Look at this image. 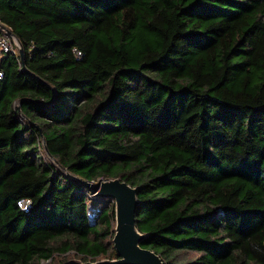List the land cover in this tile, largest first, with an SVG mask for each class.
<instances>
[{"label":"trees","instance_id":"obj_1","mask_svg":"<svg viewBox=\"0 0 264 264\" xmlns=\"http://www.w3.org/2000/svg\"><path fill=\"white\" fill-rule=\"evenodd\" d=\"M0 22L25 55L0 60V264L116 258L114 202L78 181L116 177L164 264H264V0H0Z\"/></svg>","mask_w":264,"mask_h":264},{"label":"water","instance_id":"obj_2","mask_svg":"<svg viewBox=\"0 0 264 264\" xmlns=\"http://www.w3.org/2000/svg\"><path fill=\"white\" fill-rule=\"evenodd\" d=\"M18 54L25 67V55L21 46ZM78 181L91 188L94 197L107 198L114 202L115 233L112 242L117 257L66 264H164L153 250L140 246V242L146 235L136 228L135 213L138 205L136 187L119 177L99 179L96 183L79 178Z\"/></svg>","mask_w":264,"mask_h":264},{"label":"rangeland","instance_id":"obj_3","mask_svg":"<svg viewBox=\"0 0 264 264\" xmlns=\"http://www.w3.org/2000/svg\"><path fill=\"white\" fill-rule=\"evenodd\" d=\"M48 159L52 160L49 157H48ZM52 162L60 172L64 173L68 177L73 178V175H71L69 172H67L66 169H63L57 162H55L54 160H52ZM91 191L89 194L91 201L88 204V208L90 210L97 209L99 207L98 204H100V203L103 205H107V206L112 204L113 201L110 199H107V198L100 199V198L94 197L93 192H91ZM103 259H105V258H103ZM79 261H81V260L78 259L72 252H68V253L63 254V255H54V257H52L51 259L42 261V264H66L69 262L73 263V262H79Z\"/></svg>","mask_w":264,"mask_h":264},{"label":"built area","instance_id":"obj_4","mask_svg":"<svg viewBox=\"0 0 264 264\" xmlns=\"http://www.w3.org/2000/svg\"><path fill=\"white\" fill-rule=\"evenodd\" d=\"M20 49V42L13 34L10 27L0 22V60L6 54H14L18 57V51ZM2 77V70H0V78ZM28 202V201H26Z\"/></svg>","mask_w":264,"mask_h":264},{"label":"clouds","instance_id":"obj_5","mask_svg":"<svg viewBox=\"0 0 264 264\" xmlns=\"http://www.w3.org/2000/svg\"><path fill=\"white\" fill-rule=\"evenodd\" d=\"M18 56H19V54H18ZM20 59V58H19Z\"/></svg>","mask_w":264,"mask_h":264}]
</instances>
